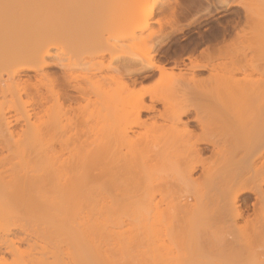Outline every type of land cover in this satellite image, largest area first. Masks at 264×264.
I'll return each instance as SVG.
<instances>
[{
	"label": "bare ground",
	"instance_id": "6f19581e",
	"mask_svg": "<svg viewBox=\"0 0 264 264\" xmlns=\"http://www.w3.org/2000/svg\"><path fill=\"white\" fill-rule=\"evenodd\" d=\"M52 1V7L48 9L50 3H46L50 0H0V70L9 68L4 83H15L13 86L9 82L10 89L6 90H19L11 91L13 94L15 91L17 97V92L24 93L23 96L36 95L38 100L32 96L34 100L31 101L41 109V113L37 112L38 108L37 113L33 112L32 108L36 107H32L35 103L31 101L28 104H32V111L24 104L15 108L10 106V111L14 109L23 115L21 118L16 114L11 120L6 116L9 109L0 113L3 134L0 137L13 140L22 135L28 139L27 134L32 131L30 138L37 145L46 138L40 150L46 172L43 168L36 172L40 182L37 187L46 210L58 217L84 211L106 215L116 214L119 210L133 213L142 221L143 232L136 245L143 251L131 264H179V255L174 253L166 238L177 239L178 233L173 227L179 215L191 223L206 212L209 203L214 207L216 220L229 225L231 231L236 230L246 211L241 207L248 209L254 197L255 211L260 199H264V78L256 77L264 76V57L261 58L262 68L249 64L250 61H244L246 55L241 57L243 49L239 48L241 54L236 53L238 47L233 43L225 45L228 48L233 45V51L218 44L200 50L198 57L193 56L195 47L204 43L201 39L190 50V56L180 61L179 58L175 61L176 58L174 65L167 67L166 61H160L158 51L175 34L199 25L198 21L209 19L214 12L234 7L247 12L245 4L208 0V7L197 14L199 17H193L187 26L172 22L173 18L168 23L164 20L166 28L157 20L159 28L155 31L149 19L155 14L156 7L154 4L144 6L137 10L133 24L122 26L114 22L106 25L109 37L104 41L98 39L99 50L73 58L54 49L59 46L78 49L88 43L90 37L82 34V38L74 39L73 35L65 36L55 25L51 27L50 17L43 12L50 11L52 15L56 3L64 4L63 0ZM173 12L170 14H175ZM258 17L256 19L261 17L264 21L263 16ZM148 30L152 31L147 36L142 35ZM84 36L89 38L88 41ZM260 37L264 38L261 34ZM58 38L63 42L57 41ZM132 40L138 41V44L135 42L140 50L137 54L121 49L122 41ZM49 68L60 69V78L46 72ZM27 72L41 73L45 80V83L40 82L44 91L39 87L40 83H29V76L27 80L17 78ZM204 72H208L207 77L200 76ZM16 78L18 81L15 82ZM2 79L0 74L3 84ZM147 83H151V87L138 88ZM42 113L46 117L45 121L42 119L44 122L39 119ZM31 117H38L41 123L30 122ZM21 119H25L26 129L16 132ZM6 141L1 143L0 140V151L6 148ZM65 152L69 153L68 159H63ZM170 176L173 186L165 181ZM93 189L102 194H114L118 199L115 203L122 198L129 209L113 207L115 203L96 208L97 204L93 205L90 197L83 199V207L81 204L74 206L75 198L79 200L82 194L87 196ZM1 208L3 206L0 207V228L3 227L0 231V264L86 262L81 256H48L43 250L40 256L26 259L30 251L22 250L20 246L28 244L30 238ZM261 221L252 227L254 236L264 234V213ZM251 237L244 236L241 243L251 245ZM103 255L110 264H123L112 260L108 252Z\"/></svg>",
	"mask_w": 264,
	"mask_h": 264
},
{
	"label": "rangeland",
	"instance_id": "374dc122",
	"mask_svg": "<svg viewBox=\"0 0 264 264\" xmlns=\"http://www.w3.org/2000/svg\"><path fill=\"white\" fill-rule=\"evenodd\" d=\"M169 1L170 0H63V5L56 3V5L53 6V9L57 6L54 9L55 11L51 9L54 14L51 15L50 11H47L46 13L43 12V14L50 17L49 19L53 23L51 27H54L55 25L57 28H60L59 30L61 33H64L65 36L73 35L72 37L74 39H77V37L80 39L82 38V34H87L88 37H90L89 39L86 37L87 35L84 36L87 41L88 39L89 41L78 49L66 46H59L57 50L54 49L57 53L59 52L77 58L81 53H91L99 50L96 43L98 42V39L102 38L104 41L109 37L107 28L105 29L106 25H113L114 22H118L122 26L133 24L136 20L137 10L141 7L155 5L156 12L150 18L151 20L149 19V21L152 22L151 26L154 31L159 28L157 20L164 26L174 18L175 20L173 19L174 21L172 20V22H178V25L187 26L189 22L191 23V21H193V17L196 18L198 13H202L204 9L208 7V3H206L208 0ZM215 1L212 0V2ZM231 1L243 2L248 11L245 12L243 8L234 7L228 11L220 13L214 12L212 17L204 21L200 17L201 20L199 19L200 21H198L200 22L198 23L199 25H193L183 33L175 34L164 46L159 48L158 57L160 56V61H163V63L166 61V66L172 67L174 62L178 61V58L180 61L188 57V55L190 56L192 54V51H190L192 47H195V43L200 42L202 39L204 40V43L200 42L195 47L196 49L192 54L193 56H200L199 51H203L207 46L216 47L218 44H221L222 46L224 44L225 46L226 44L233 43V45L238 47L237 50L239 52L235 50V52L237 51L236 53L241 54L239 48L241 47V51L243 49L241 57L246 55V59L243 58L244 61H247V63L250 61L249 64L254 66L260 65L259 67H261L264 62V60L261 59L264 57V38H261L260 34L264 37V21L261 20V17L260 19L256 18L258 16L264 17V0ZM194 2H196V4ZM48 3H50V6L48 5L49 9L52 7L53 1L50 0L46 5ZM172 9L175 10V14L173 15L170 14L173 12ZM166 19H168V21ZM164 20L167 23H163L165 22ZM255 25H257V28ZM261 25H263V27ZM56 27L55 29H57ZM152 30H148L142 35L147 36ZM195 30L197 33H195ZM236 31L239 36L238 34L235 35ZM70 36H68V38ZM63 37L62 40L64 41ZM93 37L95 38V41ZM214 39L218 42L216 43ZM56 40L62 41L59 38ZM135 42L138 44V41L134 40L122 41L120 45L121 49L127 53L133 52V54H137L140 50L136 47L138 45H136ZM234 42L236 43L234 44ZM259 45H261V47H259ZM231 47L229 48L233 51L234 46ZM202 51H200V53ZM256 57H260V59ZM253 59L255 63L253 62ZM185 61L186 63L188 62L187 60ZM220 61L223 63L222 60H219V63ZM244 61H241L243 65ZM224 62H226V60H224ZM9 64L11 63L9 62ZM12 66L15 67L14 64H12ZM8 70L7 68L2 71L0 70V74L3 76V84L2 82L0 83V90L4 91H0V113L2 114L5 110L7 111L10 106L15 108V106L18 107L20 104H24L28 110L34 103L35 104L32 107H36V102L31 101L33 99L31 98L32 96L38 100L37 97H35L36 95L32 94V96H30L31 94H28L29 96H23V92H21L23 94L17 92L19 98L15 94V91L19 90L11 89V91L15 90L14 94L16 96L13 92L11 93V91L6 90L9 88V82L13 83V86H15L13 81H9L7 83L8 85L4 83L7 82L6 80L8 79ZM46 72L58 75L59 78L61 76V70L57 68H49ZM35 73L36 72H27L24 73L25 76L23 74L17 78L22 80L29 76V79L27 78L29 83L34 85L35 83L39 85L41 81H45L41 75L42 72L40 74L38 72ZM207 74L208 72H204V74H201L200 76L207 77ZM240 76L242 77L241 74H239V77ZM256 77L264 78L262 75H257ZM17 78L14 80L15 82L18 81ZM38 80L40 81L38 82ZM62 82L60 79L61 85ZM11 85L12 84H10V87L14 88ZM61 85H59L60 88ZM149 86L151 87V83L139 86L138 88L144 89ZM39 87L41 90L43 89L42 83H40ZM30 90L32 91V89ZM42 91H44V89ZM18 100H20V103ZM30 101L32 104H28ZM12 105H14V107ZM21 107H23V105L20 106V108ZM37 108L38 107L35 109L32 108L33 112H36L39 109ZM13 110L10 111L9 109L8 112L10 113H6L7 117L10 116L9 118H12L11 120H13L16 114H18L19 117L23 115V112L19 113L14 112L15 110ZM21 110L23 109L21 108ZM33 112H30L32 116L34 115ZM37 112L41 113V109ZM12 115L13 117H11ZM40 116L41 115L38 117ZM38 117H31L30 122L38 121ZM43 117L42 113V116L39 119L41 121L44 119L45 121L46 117ZM24 120L21 119L19 125L21 124L22 126L20 125L19 127L18 125L16 132H21V129H26ZM1 123L2 121L0 120V124ZM38 123L41 122L38 121ZM38 123L36 124L39 125ZM180 127L184 128L183 125ZM31 132L30 135L32 134ZM1 135L3 134L0 131V136ZM27 135L29 136L28 139L24 136L21 137L22 135L15 136L13 140L0 137L1 143L7 140L4 143L6 148L0 151V204L3 206L5 211L4 214L10 215L13 219V223L30 238L29 245L24 244L20 246L22 250L30 251V255L27 256L28 258L26 257V259L30 260L34 256H40L39 253L43 250L48 253V256H52V254L59 256L60 254L61 257L64 255L67 258V255L69 254L68 258L73 255L84 257L86 262H83L82 264H110L103 255L108 252V255L109 253L111 254L112 260L119 261L123 264H131L132 260L136 259L135 257L139 252L143 251L136 245L143 232L141 219L131 212H125V210H119L118 213L111 215L98 213L97 211L92 213H86L84 211V213L78 212V214L74 216L66 217L55 216L52 211L46 210L45 206L42 205V193H40V188L37 187L40 182L36 177V172L39 168H43L46 172V163L44 159L41 158L40 154L41 145L46 143V138L42 140V144L37 145L36 143H33L34 141L30 138L31 136L29 133ZM39 143H41V141ZM7 144L10 146L7 147ZM68 158L69 153L65 152L63 159ZM208 158H210V155H208ZM198 175H200V173ZM165 181L171 183V186L174 184L172 176H170V178L166 177ZM92 186L94 187L95 183H93ZM173 192H176V189H173ZM85 197L92 198L94 201L93 205L97 204L95 206L96 208L103 207L104 205H112L118 200L114 194H102L93 189L87 196L82 194L81 199L79 198L78 200L75 198L74 206H80L81 204L83 207L82 202ZM260 200L261 201L255 211L252 206L253 203H255L254 197H252L251 202L248 204V209L244 206L241 207L246 210L244 212V218L238 221L237 229L232 231L229 228V225L225 226L216 220V217L213 215L214 207L211 203L208 204L206 212L194 219L191 223L185 220L186 217L179 215L178 220H175L173 227L175 232L178 233L177 239L171 241L169 238H166V241L171 245L174 253L179 255V264H264V234L254 236L252 233V227L262 222L261 216L264 213V199ZM115 206H121L122 209H129L127 207V202L122 200V198H119V201L113 205V207ZM2 229L3 227L0 228V231ZM36 235H38V239L36 238ZM246 235L252 236L249 241L251 245L247 246L241 243V241H244L243 239ZM103 251L106 252L103 253Z\"/></svg>",
	"mask_w": 264,
	"mask_h": 264
}]
</instances>
